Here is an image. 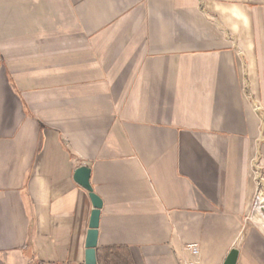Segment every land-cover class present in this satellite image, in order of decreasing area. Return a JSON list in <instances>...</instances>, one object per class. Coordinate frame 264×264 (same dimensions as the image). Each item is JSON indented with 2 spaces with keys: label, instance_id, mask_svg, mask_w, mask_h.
Here are the masks:
<instances>
[{
  "label": "crops",
  "instance_id": "1",
  "mask_svg": "<svg viewBox=\"0 0 264 264\" xmlns=\"http://www.w3.org/2000/svg\"><path fill=\"white\" fill-rule=\"evenodd\" d=\"M264 0H0V264H264ZM188 245H196L194 255Z\"/></svg>",
  "mask_w": 264,
  "mask_h": 264
},
{
  "label": "water",
  "instance_id": "2",
  "mask_svg": "<svg viewBox=\"0 0 264 264\" xmlns=\"http://www.w3.org/2000/svg\"><path fill=\"white\" fill-rule=\"evenodd\" d=\"M89 169L87 167L79 168L74 175V180L89 192V196L93 205L91 213L89 234L87 242V250L85 253V264H96V242H97V228L99 224L100 210L102 208V201L93 194L89 184ZM238 252L232 250L226 258L224 264H236Z\"/></svg>",
  "mask_w": 264,
  "mask_h": 264
},
{
  "label": "built area",
  "instance_id": "3",
  "mask_svg": "<svg viewBox=\"0 0 264 264\" xmlns=\"http://www.w3.org/2000/svg\"><path fill=\"white\" fill-rule=\"evenodd\" d=\"M252 214H255L259 217V221L255 224L258 228L264 232V178L261 173L260 166L257 165V191L252 204V212H251V221ZM187 249H189L194 255L198 254V250L196 245H188ZM184 264H194L193 262H184Z\"/></svg>",
  "mask_w": 264,
  "mask_h": 264
}]
</instances>
